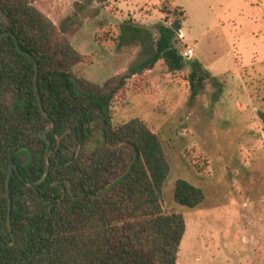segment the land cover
<instances>
[{
    "label": "trees",
    "instance_id": "1",
    "mask_svg": "<svg viewBox=\"0 0 264 264\" xmlns=\"http://www.w3.org/2000/svg\"><path fill=\"white\" fill-rule=\"evenodd\" d=\"M36 0H0V264H176L186 231L182 214L167 212L162 185L168 165L155 133L140 119L112 124L111 105L127 81L163 59L183 68L172 27L162 26L148 58L97 85L74 76L83 56L35 5ZM196 77L190 75V84ZM93 142L95 149L88 145ZM86 151L87 155H83ZM124 163L120 173L113 172ZM9 179L10 226H6ZM174 201L196 208L199 187L177 180Z\"/></svg>",
    "mask_w": 264,
    "mask_h": 264
},
{
    "label": "rangeland",
    "instance_id": "2",
    "mask_svg": "<svg viewBox=\"0 0 264 264\" xmlns=\"http://www.w3.org/2000/svg\"><path fill=\"white\" fill-rule=\"evenodd\" d=\"M35 5L83 56L74 76L97 85L148 58L160 27H178L173 46L195 54L181 70L159 59L130 78L112 102V124L138 118L161 143L168 165L163 206L182 214L186 226L176 264H264V0ZM177 180L199 187L203 202L178 205Z\"/></svg>",
    "mask_w": 264,
    "mask_h": 264
},
{
    "label": "water",
    "instance_id": "3",
    "mask_svg": "<svg viewBox=\"0 0 264 264\" xmlns=\"http://www.w3.org/2000/svg\"><path fill=\"white\" fill-rule=\"evenodd\" d=\"M172 29L174 31H178V27H175V25L172 26ZM13 36L14 38V41H15V45L17 47V49L19 51L20 50V47H19V43H18V40L17 38L10 32H7V33H4L2 35H0V39L5 37V36ZM24 55H26L27 57L31 58L34 62V67H35V71H34V78H33V90H34V93H35V97H36V100H37V104L39 106V109H40V112L41 114L48 118L51 122V127L49 130H46V131H43L40 133V137L43 138L46 142H47V147H46V150H45V153H44V164H45V170H44V174L43 176L41 177L40 180L36 181V182H31V181H27L26 184L28 186H31V185H39L41 183H43L49 173V164H48V155H49V149H50V145H51V142L45 137V134L49 133L50 131H52L54 129V122L48 117V115L46 114L44 108H43V105H42V101L40 99V96L37 92V77H38V63L37 61L32 57V55L28 54V53H25L23 51H21ZM11 168H15V165L14 164H11L7 170V175H6V179H5V190H6V196H7V216H6V226H7V229L10 233V236H11V239H12V242L11 244L14 243L15 241V237L11 231V226H10V212H11V206H10V198H9V179H10V175H11Z\"/></svg>",
    "mask_w": 264,
    "mask_h": 264
},
{
    "label": "built area",
    "instance_id": "4",
    "mask_svg": "<svg viewBox=\"0 0 264 264\" xmlns=\"http://www.w3.org/2000/svg\"><path fill=\"white\" fill-rule=\"evenodd\" d=\"M194 54L195 50L189 46H187L186 49L180 53L183 59H190Z\"/></svg>",
    "mask_w": 264,
    "mask_h": 264
}]
</instances>
